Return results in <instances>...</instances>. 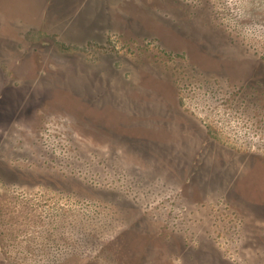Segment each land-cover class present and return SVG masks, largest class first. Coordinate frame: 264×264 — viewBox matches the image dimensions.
<instances>
[{
    "label": "rangeland",
    "instance_id": "374dc122",
    "mask_svg": "<svg viewBox=\"0 0 264 264\" xmlns=\"http://www.w3.org/2000/svg\"><path fill=\"white\" fill-rule=\"evenodd\" d=\"M0 264H264V0H0Z\"/></svg>",
    "mask_w": 264,
    "mask_h": 264
}]
</instances>
